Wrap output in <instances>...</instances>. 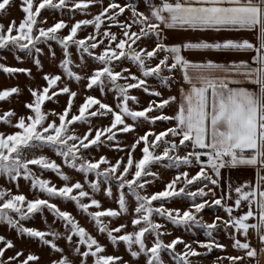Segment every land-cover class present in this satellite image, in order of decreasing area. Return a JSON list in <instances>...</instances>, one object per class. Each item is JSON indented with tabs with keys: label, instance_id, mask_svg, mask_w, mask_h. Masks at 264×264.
<instances>
[{
	"label": "snow or ice",
	"instance_id": "1",
	"mask_svg": "<svg viewBox=\"0 0 264 264\" xmlns=\"http://www.w3.org/2000/svg\"><path fill=\"white\" fill-rule=\"evenodd\" d=\"M18 7L0 22V264H264V0Z\"/></svg>",
	"mask_w": 264,
	"mask_h": 264
},
{
	"label": "crops",
	"instance_id": "2",
	"mask_svg": "<svg viewBox=\"0 0 264 264\" xmlns=\"http://www.w3.org/2000/svg\"><path fill=\"white\" fill-rule=\"evenodd\" d=\"M235 34L232 33H223V34H203L200 36L202 39L206 40H214V39H223L226 37H233ZM239 35H245L249 39H252L253 36L251 33H239ZM182 37H177V40L181 39ZM190 38L195 40L197 39V36L195 34L190 35ZM174 42V41H170ZM190 60H205V59H212V60H221V59H227V60H245L247 59V55L243 53H209L207 55L204 54H190L188 56ZM247 87H253L252 85H247ZM225 175H228L227 172H225ZM235 175H239L241 179H254V170L249 168L246 172H244L242 175L239 173H236ZM253 240H255V237L253 236Z\"/></svg>",
	"mask_w": 264,
	"mask_h": 264
},
{
	"label": "rangeland",
	"instance_id": "3",
	"mask_svg": "<svg viewBox=\"0 0 264 264\" xmlns=\"http://www.w3.org/2000/svg\"><path fill=\"white\" fill-rule=\"evenodd\" d=\"M18 3H19V0H17V6L14 7L10 13V15L8 17H6L5 20L3 21H0V22H4V23H7V22H10L11 19H15L17 21H19L22 17V12L19 10V7H18ZM46 14V13H45ZM81 17H77V19H80ZM115 30V29H113ZM0 55H4V53H0ZM7 63L9 65L11 64H14L15 61L12 59L11 55L8 56V60H7ZM11 81H8V79L5 77V75L3 73H0V84H7V83H10ZM21 84H23V77H21ZM61 103H63V98H61ZM51 106V105H50ZM84 129L82 128L81 131H83ZM105 153L109 156H112L113 153L112 151L108 150V149H104ZM48 175H52V178L54 179V181L57 179L53 174H48ZM2 182V181H0ZM160 187H162V185H160ZM22 191H26V189L22 188L21 189ZM213 216V210H206L205 213H204V219L205 220H209L211 219ZM34 226H37V227H40L42 226V222L40 221L39 218H37V220L35 221L34 223ZM182 232V230H181ZM181 232H177L175 234H181ZM0 234H3V230L0 229ZM185 235V238H199L201 240L205 239L204 235H203V232L202 231H197L196 235L193 237L191 233H184ZM218 239H221L222 242L224 243H229V241L227 240L226 237L224 236H220V237H217ZM229 251H231V249H229Z\"/></svg>",
	"mask_w": 264,
	"mask_h": 264
}]
</instances>
